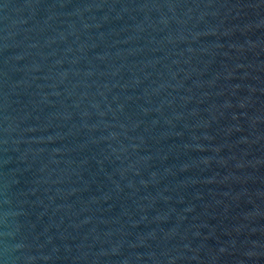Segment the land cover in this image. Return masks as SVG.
<instances>
[{"label": "water", "instance_id": "water-1", "mask_svg": "<svg viewBox=\"0 0 264 264\" xmlns=\"http://www.w3.org/2000/svg\"><path fill=\"white\" fill-rule=\"evenodd\" d=\"M0 264H264V0H0Z\"/></svg>", "mask_w": 264, "mask_h": 264}]
</instances>
